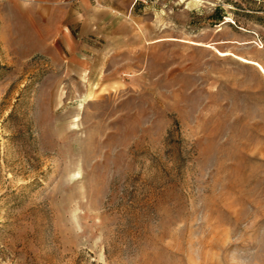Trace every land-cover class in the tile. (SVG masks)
<instances>
[{"label":"rangeland","instance_id":"obj_1","mask_svg":"<svg viewBox=\"0 0 264 264\" xmlns=\"http://www.w3.org/2000/svg\"><path fill=\"white\" fill-rule=\"evenodd\" d=\"M80 3L0 0V264H264V76L192 42L264 0Z\"/></svg>","mask_w":264,"mask_h":264},{"label":"crops","instance_id":"obj_2","mask_svg":"<svg viewBox=\"0 0 264 264\" xmlns=\"http://www.w3.org/2000/svg\"><path fill=\"white\" fill-rule=\"evenodd\" d=\"M102 1L104 0H96L97 4H99V6H97L93 4V0H81L80 7L82 8H80L81 10L79 9L80 11H78L77 13L79 14V17H75L81 19L85 18V25H100L104 19H107L108 14H110L109 16H112L111 11H113L112 4H110L109 6L102 5ZM89 6L92 7V10H94V14L96 13L92 17H90V15L86 17L84 15V12H89ZM82 25H84V23Z\"/></svg>","mask_w":264,"mask_h":264},{"label":"bare ground","instance_id":"obj_3","mask_svg":"<svg viewBox=\"0 0 264 264\" xmlns=\"http://www.w3.org/2000/svg\"><path fill=\"white\" fill-rule=\"evenodd\" d=\"M227 20H228V19H227ZM161 39H164V38H160V40H161ZM157 40H159V39H157ZM192 42L198 43V44H200V45L210 46V47H212L213 49H215V51H216L218 54H220V55H223V56H225V55H233V56L239 58L240 60H242V61H244V62H246V63L256 65V66L259 68V70L262 72L263 76H264V67H263V65H262L260 62H258L257 60H253V59H249V58L243 57V56H241V55H237V54H235L234 52L229 51V50H225V51H224V50H220L219 48H217L216 46H214V45H212V44H210V43H203V42H196V41H192Z\"/></svg>","mask_w":264,"mask_h":264}]
</instances>
